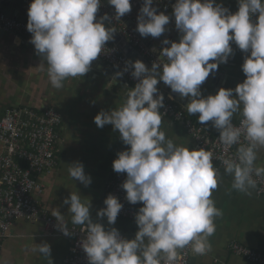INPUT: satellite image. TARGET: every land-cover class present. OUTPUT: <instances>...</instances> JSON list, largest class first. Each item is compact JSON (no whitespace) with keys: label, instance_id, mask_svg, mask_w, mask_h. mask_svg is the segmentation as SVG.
Listing matches in <instances>:
<instances>
[{"label":"clouds","instance_id":"clouds-1","mask_svg":"<svg viewBox=\"0 0 264 264\" xmlns=\"http://www.w3.org/2000/svg\"><path fill=\"white\" fill-rule=\"evenodd\" d=\"M237 3L238 10L232 12L216 0H175L170 16L158 11L153 0H142L135 29L141 37H161L173 17L181 35L179 42L165 37L162 47L153 49L159 55L150 68L139 59L126 61L112 79L131 70L137 83L124 86L126 99L119 108L101 110L94 117L97 127L112 125L128 146L117 153L112 166L115 172L126 173L121 187L127 201L143 206L135 215L138 231L128 239L117 228L99 222L106 217L108 225L115 224L123 207L116 196L105 198L96 222L90 201L83 202L77 192L65 198L72 224L83 226L80 246L88 264H174L178 250L188 246L198 255L211 251L215 219L223 215L212 198L219 169L205 148L177 146L166 139L160 128L167 114L157 87L161 81L187 98L184 107L198 117L199 124L211 123L225 150L238 145L235 158L222 160L224 172L232 176V189L251 195L257 184L253 177H264V166L256 164L258 150L264 148V0ZM108 4L115 9L112 17L97 16L101 0H32L27 23L30 43L54 88H62L69 78L85 76L114 39L116 30L105 22L111 23L113 17L121 20L132 10L130 0H108ZM232 43L246 53L241 65L245 79L234 89L221 87L216 94L203 96L201 85L234 54ZM238 112L242 119L236 126L233 116ZM68 172L85 186L92 182L79 161L69 164ZM52 215L60 221L58 230L71 235L60 212L55 209ZM33 251L50 257L51 246L37 244Z\"/></svg>","mask_w":264,"mask_h":264},{"label":"crops","instance_id":"crops-1","mask_svg":"<svg viewBox=\"0 0 264 264\" xmlns=\"http://www.w3.org/2000/svg\"><path fill=\"white\" fill-rule=\"evenodd\" d=\"M221 2L232 12L238 10L237 0H216V3ZM27 38L9 31H0V117L9 107L21 105L34 109L53 107L61 114L56 163L49 172L37 175L42 191L38 193L34 190L31 194L49 214L58 210L65 223L72 226V214L64 200L71 192H77L83 202H91L90 214L96 222V213L102 208L105 198L106 183L119 174L113 170V161L117 153L128 146L112 125L97 127L94 117L101 110L119 108L126 99L127 90L125 85L119 87L111 83L108 79L111 76L93 67L83 78H69L63 82L62 88H54L49 81L47 67H40L42 59L25 45ZM154 45L157 50L162 47L159 43ZM232 47L234 54L228 62L220 64L218 70L210 74L201 85L203 96L214 95L221 87L234 89L245 79L241 68L244 59L234 43ZM153 52L159 54L158 51ZM157 87L168 93L159 85ZM187 103V98H184L183 103L179 104L189 115L184 107ZM240 116L239 112L234 114L233 120ZM189 117L198 122L196 115ZM203 126L210 132H218L210 122ZM160 128L165 132L166 139L173 140L177 146L196 148L194 139L176 121L164 116ZM237 147L234 146L235 152ZM2 150L0 143V153ZM257 156V166H264V148L258 150ZM75 161L84 165L85 173L91 177L90 185L85 186L69 175V164ZM214 166L219 169V180L212 198L223 215L215 219L216 231L209 238L211 251L204 255L194 252L191 261L194 264H259L233 253L231 243L236 241L264 252V194L258 195L256 188L250 189L251 195L232 189V176L224 172V166L215 163ZM142 206L139 202L135 204L137 212ZM99 222L106 228H117L128 239H133L138 231L135 216L119 218L114 225H108L106 217ZM7 233L0 244V264H64V258L71 247L70 237L47 235L43 221L17 218L11 221ZM45 242L51 246L50 257L33 251L37 244Z\"/></svg>","mask_w":264,"mask_h":264},{"label":"built area","instance_id":"built-area-1","mask_svg":"<svg viewBox=\"0 0 264 264\" xmlns=\"http://www.w3.org/2000/svg\"><path fill=\"white\" fill-rule=\"evenodd\" d=\"M154 2L165 14L171 16L170 7L165 0H154ZM109 16L114 15L109 14ZM111 22L118 26L119 35L127 39L142 56L146 57L150 64L157 59L158 54L141 42L132 30L123 26L114 17ZM27 23V20L7 17L0 11V29L3 31L30 37L31 33L27 30ZM236 48L244 59L246 53L239 50L237 46ZM99 57L117 71L123 70L125 62L129 60L111 41L107 42ZM130 72L131 70L125 72L123 77L134 87L137 81ZM161 92L164 95L166 106L167 114L165 116L176 121L185 129L194 139L196 148L202 147L212 152L213 163L218 166H223V159L235 158V145L225 150L218 138L219 132L213 133L204 128L203 125L189 117L177 101L173 98L170 99L169 94ZM161 111L163 112L165 109H161ZM241 119L240 116L237 120H233V124L239 126ZM61 122V114L53 107H46L39 113L26 105L13 106L6 109L0 117V143L3 146L0 153V244L8 235L7 230L11 221L17 218L32 222L43 221L47 235L71 238V247L64 258V264H88L87 256L80 246V241L85 235L82 232L83 226H68L71 235L65 236L56 227L60 221L49 214L48 210L31 194L34 190L38 193L42 191V185L36 178L37 175L49 172L56 163V149L60 140L58 128ZM241 140L244 142L243 136ZM126 178V174H116L107 182L106 186L105 198L112 194L123 205L117 219L134 218L137 213L135 204L127 201L126 192L121 187ZM253 178L257 181L256 193L264 194V177L254 176ZM103 207H105L104 203ZM63 222L65 223V220ZM121 235L124 236L123 233ZM231 250L252 262L264 264V252L251 249L236 241L231 243ZM193 253L191 246L180 250L174 264H194L191 261Z\"/></svg>","mask_w":264,"mask_h":264},{"label":"water","instance_id":"water-1","mask_svg":"<svg viewBox=\"0 0 264 264\" xmlns=\"http://www.w3.org/2000/svg\"><path fill=\"white\" fill-rule=\"evenodd\" d=\"M166 3L170 7V11L172 13V5L175 3V0H165ZM32 0H0V11L7 17L18 19V20H27L28 21V9L31 4ZM130 3L132 4V10L130 13L126 14L119 20V22L125 26L126 28L133 31V33L143 42L150 50L153 51V49L156 48L154 43H159L162 46V40L167 37L168 39L172 41L179 42L180 33L175 28V21L174 18L171 20L169 25L166 26L168 31H166L161 37L159 38H153L151 36L147 38H143L140 36V34L135 31L136 25H137V15L139 13V9L142 5V0H130ZM101 8L99 9L97 16H101L104 13L113 14L115 15V9L114 6H111L108 4V0H101ZM153 6L157 7L158 11H162L157 4L153 0ZM106 27H113L116 32L114 34V39L110 40L111 42L115 43L117 47L120 49L121 52H123L129 60L135 61L137 59L143 61L147 67H151V64L148 62L146 57L142 56L137 49L127 41V39L122 38L119 35L118 32V26L114 23L105 22ZM0 31H2L0 29ZM32 35V34H31ZM31 36L27 38L25 45L32 51V53L42 59L39 55H37L34 45L30 43ZM170 46V45H169ZM155 53V52H154ZM159 53V52H158ZM157 54V53H156ZM159 55V54H158ZM108 65V66H107ZM92 67L96 70L105 73L107 76H111V78L108 77L109 81L111 83L118 84L119 87H123L124 85H127L129 88H131L132 84L127 82L124 77L118 78L116 81L113 80V76L115 75L114 67L108 63H105L100 57L93 61ZM83 78V77H82ZM160 88L168 92L167 94H170V96L177 102L183 103V99L179 96L177 93H173L171 89L165 85L162 81L158 84ZM166 117V116H165ZM169 118V117H167ZM171 119V118H170ZM173 121V120H172Z\"/></svg>","mask_w":264,"mask_h":264},{"label":"trees","instance_id":"trees-1","mask_svg":"<svg viewBox=\"0 0 264 264\" xmlns=\"http://www.w3.org/2000/svg\"><path fill=\"white\" fill-rule=\"evenodd\" d=\"M32 109H34V108H32ZM34 110L40 113L42 109H34ZM119 174H121V173H119ZM123 174H126V173H123ZM114 176H115V175H114ZM114 176H113V177H114ZM113 177H112V178H113ZM106 186H107V183H106ZM106 191H107V189H106V187H105V193H106ZM104 200H105V198H104ZM103 203H104V201H103ZM102 205H103V204H102Z\"/></svg>","mask_w":264,"mask_h":264}]
</instances>
